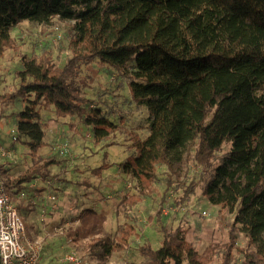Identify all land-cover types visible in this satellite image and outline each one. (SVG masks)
I'll return each mask as SVG.
<instances>
[{"label": "trees", "instance_id": "1", "mask_svg": "<svg viewBox=\"0 0 264 264\" xmlns=\"http://www.w3.org/2000/svg\"><path fill=\"white\" fill-rule=\"evenodd\" d=\"M53 19L62 23L71 56L61 68L46 52L24 58L19 88L1 97L26 104L16 134L29 156L43 146L40 107L77 117L96 144L118 130L100 110H86L77 82L83 65L108 66L148 113L149 135L132 137L134 153L121 173L143 195L158 166L171 175L182 163L200 168L181 202L199 187L211 205L233 215L222 264L232 262L235 231L245 238L240 264H264V0H0V59L16 48L11 32L18 24ZM54 164L52 156L22 173L11 182L14 194ZM138 203L135 196L121 200L124 207ZM161 231L157 249L139 248L140 264H205L182 229ZM134 233L123 224L90 247L104 259L125 250Z\"/></svg>", "mask_w": 264, "mask_h": 264}, {"label": "rangeland", "instance_id": "2", "mask_svg": "<svg viewBox=\"0 0 264 264\" xmlns=\"http://www.w3.org/2000/svg\"><path fill=\"white\" fill-rule=\"evenodd\" d=\"M11 37L16 48L5 49L0 59V183L16 202L28 237L38 243L42 262L56 264L73 251L84 264H140V247L157 249L161 228H179L205 264H222L233 215L211 205L199 187L181 202L185 188L198 180L200 168L182 163L171 175L165 166H158L151 191L143 195L134 181L121 173L120 164L134 153L132 137L144 141L149 135L148 113L130 97L127 80L112 68L95 62L83 65L77 82L89 101L86 110H100L118 130L96 144L91 128L77 117H56L53 107H40L43 146L34 159L29 156L16 134L18 113L26 104L20 98L5 101L1 97L19 88L18 73L24 58L46 52L61 68L71 51L57 19L45 26L23 21L12 30ZM64 143L68 150L60 155L57 147ZM52 156L59 164L44 171L45 177L23 185L25 197L17 200L11 182ZM128 196L138 197L139 203L124 207L121 200ZM123 224H132L135 229L127 248L104 259L96 257L91 244L104 236L112 238ZM233 236L231 264H240L243 256L238 251L244 248L245 238L239 231Z\"/></svg>", "mask_w": 264, "mask_h": 264}, {"label": "built area", "instance_id": "3", "mask_svg": "<svg viewBox=\"0 0 264 264\" xmlns=\"http://www.w3.org/2000/svg\"><path fill=\"white\" fill-rule=\"evenodd\" d=\"M15 136L13 141H15ZM62 155L68 150L67 144L57 147ZM17 200H23L24 192H19ZM0 263L1 264H45L42 262L40 247L32 241L19 214L16 202L8 190L0 183ZM56 264H84L73 251L67 252Z\"/></svg>", "mask_w": 264, "mask_h": 264}, {"label": "crops", "instance_id": "4", "mask_svg": "<svg viewBox=\"0 0 264 264\" xmlns=\"http://www.w3.org/2000/svg\"><path fill=\"white\" fill-rule=\"evenodd\" d=\"M112 184H114V183H112ZM112 184H111V185H112Z\"/></svg>", "mask_w": 264, "mask_h": 264}, {"label": "water", "instance_id": "5", "mask_svg": "<svg viewBox=\"0 0 264 264\" xmlns=\"http://www.w3.org/2000/svg\"><path fill=\"white\" fill-rule=\"evenodd\" d=\"M1 264V263H0Z\"/></svg>", "mask_w": 264, "mask_h": 264}]
</instances>
